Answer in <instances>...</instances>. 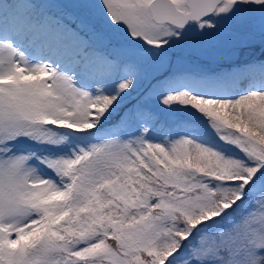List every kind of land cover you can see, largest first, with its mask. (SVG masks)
<instances>
[{
  "label": "snow or ice",
  "instance_id": "obj_1",
  "mask_svg": "<svg viewBox=\"0 0 264 264\" xmlns=\"http://www.w3.org/2000/svg\"><path fill=\"white\" fill-rule=\"evenodd\" d=\"M213 40L264 0H0V264H264V61L168 71Z\"/></svg>",
  "mask_w": 264,
  "mask_h": 264
},
{
  "label": "rangeland",
  "instance_id": "obj_2",
  "mask_svg": "<svg viewBox=\"0 0 264 264\" xmlns=\"http://www.w3.org/2000/svg\"><path fill=\"white\" fill-rule=\"evenodd\" d=\"M65 1V2H64ZM71 0H36L37 3H40L41 5H56V4H70ZM19 3H29L31 0H17ZM63 2V3H62ZM52 11H57V9L53 8ZM64 13L66 15H78V13L73 9H65ZM255 47V46H254ZM254 47L249 49H244L240 52L239 56H233L232 53L226 49V48H220L217 45L216 41H209L206 43L201 44L198 41H193L189 45H187L186 49L179 53H185L188 55L193 56L194 58L199 57L200 59H220V57H231L233 59H236V61L239 62H245V63H259V60H247L249 59V50L251 51ZM264 61V60H263ZM159 68V64L157 62H151L145 65V74L144 77L138 87V90L133 92L132 95L128 98V100L125 102L128 107H131L132 105L137 104L141 99L143 98L146 90L150 86L151 77L153 73L157 71ZM228 67L225 68H218L213 69L212 67H204L195 65L193 63H190L184 58H181V61L179 63H176L175 60L172 63V65L168 68V71H191V72H207V73H216L223 70H226ZM169 124H171V120L168 121Z\"/></svg>",
  "mask_w": 264,
  "mask_h": 264
},
{
  "label": "flooded vegetation",
  "instance_id": "obj_3",
  "mask_svg": "<svg viewBox=\"0 0 264 264\" xmlns=\"http://www.w3.org/2000/svg\"><path fill=\"white\" fill-rule=\"evenodd\" d=\"M65 2V1H64ZM68 2H70V3H73V2H75V0H71V1H68ZM63 3V2H62Z\"/></svg>",
  "mask_w": 264,
  "mask_h": 264
},
{
  "label": "water",
  "instance_id": "obj_4",
  "mask_svg": "<svg viewBox=\"0 0 264 264\" xmlns=\"http://www.w3.org/2000/svg\"><path fill=\"white\" fill-rule=\"evenodd\" d=\"M187 115V114H186Z\"/></svg>",
  "mask_w": 264,
  "mask_h": 264
}]
</instances>
